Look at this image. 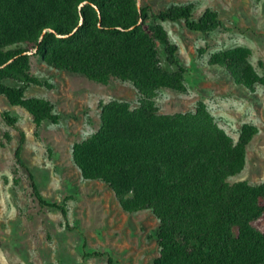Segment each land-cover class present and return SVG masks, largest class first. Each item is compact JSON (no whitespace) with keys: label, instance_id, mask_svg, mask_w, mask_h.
<instances>
[{"label":"trees","instance_id":"1","mask_svg":"<svg viewBox=\"0 0 264 264\" xmlns=\"http://www.w3.org/2000/svg\"><path fill=\"white\" fill-rule=\"evenodd\" d=\"M159 21H183L203 34L230 30L213 9L195 18L192 4L153 11L138 0H0V95L26 109L38 128L56 117L50 101L25 96L28 85L41 84L29 72L31 56L101 84L130 81L138 104L102 103L99 128L73 143L82 177L106 183L124 211L155 214L159 252L152 264H264V182L228 181L243 169L257 129L243 124L234 141L203 101L193 111H158L160 89H186L178 47ZM159 45L174 70L163 66ZM248 54L243 47L218 51L210 63L225 66L237 84H264ZM1 115L17 128L8 112ZM17 130L14 158L26 167V134ZM31 187L40 206L58 209L67 222L65 204L47 201L34 181ZM107 261L114 264L111 255Z\"/></svg>","mask_w":264,"mask_h":264},{"label":"rangeland","instance_id":"2","mask_svg":"<svg viewBox=\"0 0 264 264\" xmlns=\"http://www.w3.org/2000/svg\"><path fill=\"white\" fill-rule=\"evenodd\" d=\"M138 1L153 11L192 4L195 18L210 8L230 28L203 34L189 30L183 21H159L178 47L186 89H160L155 102L160 113H175L193 111L203 101L234 141L243 124L254 125L257 132L246 147L243 169L228 181L264 182V84H237L225 66L210 63L215 52L247 48L248 62L264 78V0ZM159 46L163 66L174 70ZM29 72L41 84L28 85L25 96L50 101L56 118L37 128L26 109L0 95V264H108L107 255L114 264H152L159 252L155 214L149 209L124 211L106 183L82 177L72 156L73 143L99 128L102 103L117 99L136 106L138 91L130 81L111 78L101 84L50 67L34 55ZM3 111L26 134L22 152L26 167L15 161L19 133L4 121ZM32 181L47 201L66 205L67 222L58 209L38 204Z\"/></svg>","mask_w":264,"mask_h":264}]
</instances>
